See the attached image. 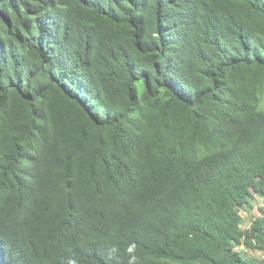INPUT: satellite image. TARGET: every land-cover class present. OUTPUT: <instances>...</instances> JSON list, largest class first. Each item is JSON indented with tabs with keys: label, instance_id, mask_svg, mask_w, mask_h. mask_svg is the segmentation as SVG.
Here are the masks:
<instances>
[{
	"label": "trees",
	"instance_id": "trees-1",
	"mask_svg": "<svg viewBox=\"0 0 264 264\" xmlns=\"http://www.w3.org/2000/svg\"><path fill=\"white\" fill-rule=\"evenodd\" d=\"M263 97L264 0H0V264H264Z\"/></svg>",
	"mask_w": 264,
	"mask_h": 264
},
{
	"label": "rangeland",
	"instance_id": "rangeland-1",
	"mask_svg": "<svg viewBox=\"0 0 264 264\" xmlns=\"http://www.w3.org/2000/svg\"><path fill=\"white\" fill-rule=\"evenodd\" d=\"M262 103L264 104V97L262 99ZM257 214H258L257 204L253 200L251 209H249L248 211L241 209V215L244 218V222L242 223V226L245 227L247 223L250 221V217L256 216ZM248 253H251V251L249 250Z\"/></svg>",
	"mask_w": 264,
	"mask_h": 264
},
{
	"label": "built area",
	"instance_id": "built-area-1",
	"mask_svg": "<svg viewBox=\"0 0 264 264\" xmlns=\"http://www.w3.org/2000/svg\"><path fill=\"white\" fill-rule=\"evenodd\" d=\"M258 254H261V253H259V252H257Z\"/></svg>",
	"mask_w": 264,
	"mask_h": 264
}]
</instances>
